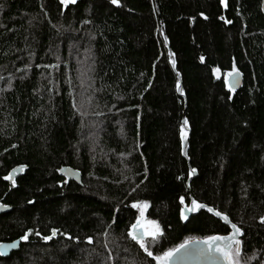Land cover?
Wrapping results in <instances>:
<instances>
[{"label":"trees","instance_id":"trees-1","mask_svg":"<svg viewBox=\"0 0 264 264\" xmlns=\"http://www.w3.org/2000/svg\"><path fill=\"white\" fill-rule=\"evenodd\" d=\"M261 3L0 0V243L28 235L0 264H155L128 236L137 201L154 255L230 232L205 210L181 220L192 200L241 229L240 264H263Z\"/></svg>","mask_w":264,"mask_h":264},{"label":"snow or ice","instance_id":"snow-or-ice-1","mask_svg":"<svg viewBox=\"0 0 264 264\" xmlns=\"http://www.w3.org/2000/svg\"><path fill=\"white\" fill-rule=\"evenodd\" d=\"M77 0H60L61 5H69L75 4ZM221 4L226 5V0H220ZM110 3L113 5L119 6L120 0H110ZM203 15V13H201ZM206 18V17H205ZM226 23H231V21H225ZM165 44H167V38H165ZM204 57L201 56V62L204 61ZM172 64L175 65V60H171ZM219 72V69H213V74L215 75ZM239 71L233 65L230 72L224 74V85L228 87L229 91H234L232 77L238 76ZM219 78V77H217ZM177 90L183 94L182 89L180 87V82L177 81L176 84ZM231 99V97H229ZM188 121L185 120L183 122L184 125H187ZM186 132L183 127L181 129V139L182 141L186 138ZM23 167H21V171ZM13 172L16 169L12 170ZM196 169H191L189 175L194 173ZM5 180L12 179V175L4 177ZM13 185H15V181L13 180ZM181 204H184V197H180ZM32 203V201H29ZM132 208L137 209L139 214L136 216V221L133 223L128 231V236L135 241L139 247L147 254V256L151 257L152 260L155 261V264H171L174 258L178 257L182 252H185L188 249L195 247L201 255H207L209 257L222 260L224 264H240L241 257V241L237 239V236L241 234V229L237 227L235 223H232L230 226L233 229V232L229 235H207L204 236L203 239L190 238L185 239L181 244L176 245L175 247L168 248L166 251H163L160 254L154 255L153 251L149 249L148 240L150 239L153 243L158 242L159 237L162 236V230L160 225L155 220H148L145 218V210L148 207L147 201H137L132 203ZM207 208V211L212 213L213 208L208 207L203 203H198L196 200L191 201V206L188 208L190 212H196L199 209ZM214 215L217 217H221L223 220L228 221L229 218L227 215H222L221 212L216 211ZM181 220H186L188 217L185 215L184 211H181ZM261 222H264V216L260 217ZM31 231V230H30ZM58 230L53 229L51 235H45L42 237L43 240L48 241L57 235ZM37 236L40 235L39 232L35 233ZM21 240H27V233L20 237ZM88 243H92V237L87 238ZM17 247L15 241L8 244H0V256L6 254L7 249H14Z\"/></svg>","mask_w":264,"mask_h":264},{"label":"water","instance_id":"water-1","mask_svg":"<svg viewBox=\"0 0 264 264\" xmlns=\"http://www.w3.org/2000/svg\"><path fill=\"white\" fill-rule=\"evenodd\" d=\"M261 9H262V13L264 15V0H262ZM231 80L233 81V87H234L235 90H238L242 86L243 78H242V75L240 73H239L238 76L232 77ZM182 122H184V120H182ZM186 151H187V136L182 141V156L184 158L186 157ZM15 169H16L15 172H13L11 170V172L9 173V174L12 175V179L7 180L9 183H12V180L17 175H20L21 174V168H15ZM195 175H196L195 172L192 173L191 178L192 177H195ZM190 206H191V202H190L189 206L183 205L182 208H181V211L183 210L184 213H185V215L188 218L190 216H193V215L198 214L201 210L207 211V208H204V209H199L196 212H190V211H188V208ZM2 210H5V209L3 208ZM0 211H1V209H0ZM214 212H216V211L213 210L212 213H210V212H208V213L210 215L214 216L215 218H217L218 220H220L223 224H225L226 226H228L230 228V232L227 235H229L230 233H232L233 232V229L230 226L232 224L230 222V220L225 221L221 217H217L216 215H214ZM186 220H183V221L185 222ZM242 235H243V233L241 231V234L237 236V239L240 240V238L242 237ZM197 239H201L202 240L203 238H197ZM12 242H5V243H0V244H8V243H12ZM15 242L17 244V247L14 248V249H7L6 250V254L3 255L2 257H8L11 253H13V252H15V251H17L19 249L20 239L19 240H15ZM171 264H224V262L222 260H218V259L209 257L207 255H201L200 252L195 247H193L191 249L186 250L185 252H182L178 257L174 258L173 261L171 262ZM263 264H264V262H263Z\"/></svg>","mask_w":264,"mask_h":264}]
</instances>
